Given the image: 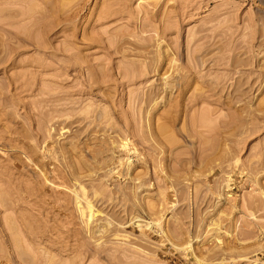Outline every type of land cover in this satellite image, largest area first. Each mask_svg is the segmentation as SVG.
Here are the masks:
<instances>
[{
	"label": "rangeland",
	"instance_id": "1",
	"mask_svg": "<svg viewBox=\"0 0 264 264\" xmlns=\"http://www.w3.org/2000/svg\"><path fill=\"white\" fill-rule=\"evenodd\" d=\"M0 264H264V0H0Z\"/></svg>",
	"mask_w": 264,
	"mask_h": 264
},
{
	"label": "bare ground",
	"instance_id": "2",
	"mask_svg": "<svg viewBox=\"0 0 264 264\" xmlns=\"http://www.w3.org/2000/svg\"><path fill=\"white\" fill-rule=\"evenodd\" d=\"M88 208H89V207H88ZM89 209H90V213H89L90 215H89V216L92 217V216H93V214H92V209H91V208H89ZM88 212H89V211H88ZM89 219H90V218H89Z\"/></svg>",
	"mask_w": 264,
	"mask_h": 264
}]
</instances>
